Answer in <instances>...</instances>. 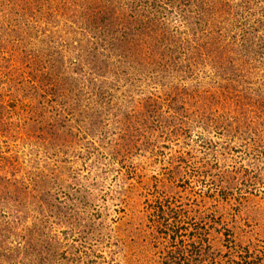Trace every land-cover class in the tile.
Segmentation results:
<instances>
[{
  "label": "rangeland",
  "instance_id": "rangeland-1",
  "mask_svg": "<svg viewBox=\"0 0 264 264\" xmlns=\"http://www.w3.org/2000/svg\"><path fill=\"white\" fill-rule=\"evenodd\" d=\"M0 264H264V0H0Z\"/></svg>",
  "mask_w": 264,
  "mask_h": 264
}]
</instances>
